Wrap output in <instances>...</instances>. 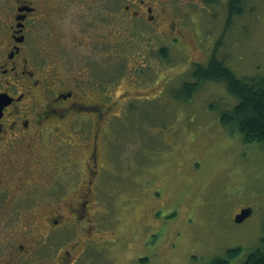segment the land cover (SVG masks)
I'll list each match as a JSON object with an SVG mask.
<instances>
[{"label":"rangeland","instance_id":"374dc122","mask_svg":"<svg viewBox=\"0 0 264 264\" xmlns=\"http://www.w3.org/2000/svg\"><path fill=\"white\" fill-rule=\"evenodd\" d=\"M242 8L230 16L226 0H217L191 18L195 31L206 37L203 47L210 49L220 37L216 57L234 74L264 75V0H247ZM171 55L168 62H147L145 78L129 81L131 88L150 93L131 98L134 111L121 110L115 127L106 131L105 176L112 190L106 204L97 200L95 207L97 219L107 224L88 233L84 228L88 236L78 230L63 235L68 229L47 228V218L56 216L46 212L48 204L41 216L6 217L4 208L0 264H62L56 258L70 234L71 241L80 240L74 254L84 249L69 264H205L239 247L230 259L238 264L262 244L264 142H245L237 129L221 122V112L234 103L224 81L202 80L186 97L183 85L191 88L194 82L189 60H206L203 53L193 50L189 59ZM117 67L112 71L119 73ZM157 72L167 77L163 84ZM247 206L251 213L236 222L234 215ZM101 235L114 241L96 242Z\"/></svg>","mask_w":264,"mask_h":264},{"label":"flooded vegetation","instance_id":"af4514ba","mask_svg":"<svg viewBox=\"0 0 264 264\" xmlns=\"http://www.w3.org/2000/svg\"><path fill=\"white\" fill-rule=\"evenodd\" d=\"M214 2L0 0V217L4 208L6 217L41 216L48 204L56 214L46 220L49 232L85 234L107 224L95 207L112 190L106 131L121 110L134 111L131 98L150 93L129 81L144 79L147 62H168L174 51L187 59L203 53L206 60H189L192 70L216 55L220 37L203 47L191 18ZM157 73L163 84L167 77ZM70 235L56 258L62 264L84 249L74 254L80 240Z\"/></svg>","mask_w":264,"mask_h":264},{"label":"trees","instance_id":"16d2710c","mask_svg":"<svg viewBox=\"0 0 264 264\" xmlns=\"http://www.w3.org/2000/svg\"><path fill=\"white\" fill-rule=\"evenodd\" d=\"M246 1L231 0L227 4L229 15L241 13ZM216 56L212 55L207 62L200 63L192 70L194 83L191 88L189 87L190 89L184 85L182 87L187 91L186 97L192 93L193 85L202 80L224 81L227 91L234 98V103L229 109L221 112L219 117L221 122L224 126L237 129L245 142H264V75L238 77L222 59ZM240 250L239 247H230L225 254L214 256L205 264H230V259ZM238 264H264V239L262 244L253 247Z\"/></svg>","mask_w":264,"mask_h":264},{"label":"water","instance_id":"95a60500","mask_svg":"<svg viewBox=\"0 0 264 264\" xmlns=\"http://www.w3.org/2000/svg\"><path fill=\"white\" fill-rule=\"evenodd\" d=\"M252 211V208L247 206V207H241L240 210L234 215V220L236 222L242 221L244 218H246Z\"/></svg>","mask_w":264,"mask_h":264}]
</instances>
